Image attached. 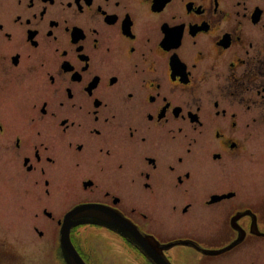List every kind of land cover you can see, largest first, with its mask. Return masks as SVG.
Returning <instances> with one entry per match:
<instances>
[{"label":"flooded vegetation","instance_id":"obj_1","mask_svg":"<svg viewBox=\"0 0 264 264\" xmlns=\"http://www.w3.org/2000/svg\"><path fill=\"white\" fill-rule=\"evenodd\" d=\"M0 173L61 258L74 211L86 264L88 232L154 264L127 225L264 264V0H0Z\"/></svg>","mask_w":264,"mask_h":264},{"label":"rangeland","instance_id":"obj_2","mask_svg":"<svg viewBox=\"0 0 264 264\" xmlns=\"http://www.w3.org/2000/svg\"><path fill=\"white\" fill-rule=\"evenodd\" d=\"M1 175L0 173V251L4 248L8 252L7 256L4 255L5 252L0 254V264H63L54 245L41 249L39 243L44 241L38 239L32 230L35 221L22 210L28 204L16 194V182H7ZM27 211H30V207ZM38 225L44 230L41 220ZM76 239H81V243L78 241V249L85 258H90L92 264H142L113 235L88 232Z\"/></svg>","mask_w":264,"mask_h":264},{"label":"water","instance_id":"obj_3","mask_svg":"<svg viewBox=\"0 0 264 264\" xmlns=\"http://www.w3.org/2000/svg\"><path fill=\"white\" fill-rule=\"evenodd\" d=\"M73 213L74 211L67 214L60 231V245L62 248L63 258L66 264H86L77 253L70 240L69 229L72 226V221L70 220V218L73 216ZM126 228L129 232L128 238L131 240V242L135 246L142 249L146 256L154 264H171L163 254L158 243L152 237L145 238L137 230L128 225L126 226Z\"/></svg>","mask_w":264,"mask_h":264}]
</instances>
